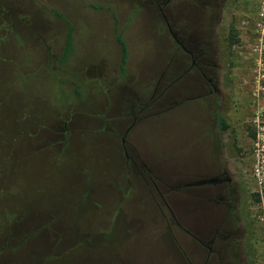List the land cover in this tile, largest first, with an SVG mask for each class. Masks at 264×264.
<instances>
[{
    "label": "rangeland",
    "instance_id": "obj_1",
    "mask_svg": "<svg viewBox=\"0 0 264 264\" xmlns=\"http://www.w3.org/2000/svg\"><path fill=\"white\" fill-rule=\"evenodd\" d=\"M225 1L0 0V264H204L191 187L175 186L224 159L243 189L240 262L264 264V0ZM167 22L201 37L217 92Z\"/></svg>",
    "mask_w": 264,
    "mask_h": 264
},
{
    "label": "flooded vegetation",
    "instance_id": "obj_2",
    "mask_svg": "<svg viewBox=\"0 0 264 264\" xmlns=\"http://www.w3.org/2000/svg\"><path fill=\"white\" fill-rule=\"evenodd\" d=\"M207 1L212 2V0ZM223 1L220 10L226 14L230 9V3ZM167 25L178 46L189 55L191 69L194 67L196 72L206 79L205 84L209 85L208 92H217L216 80L211 75H206L205 71L202 70V66L210 65V62L206 59L208 51L206 49L198 50L200 47L199 38L201 37L190 39L178 35L168 22ZM186 44L192 45V47H187ZM211 65L215 66L216 64L211 63ZM164 74L165 72L161 73L160 77H163ZM176 102L177 100L174 103ZM130 126L131 124L126 127V131ZM120 141L125 156H127L123 135L120 137ZM227 163L225 159L221 160L214 166H208L204 170L195 172L190 181L175 186V188L191 187V202L196 215L190 229H185V231L189 233L191 240L197 243L198 251L201 249L206 251L204 264L210 263V260L213 264H248L245 253L243 263L240 262L241 252L238 250L241 245H244L239 232L240 230L244 233L247 231L246 219L240 217L237 208L238 195L243 192V189L239 184L238 177H236V172L232 170L231 175L227 173ZM175 221L180 225L176 217ZM242 221L246 225L241 226ZM180 227L183 228L181 225Z\"/></svg>",
    "mask_w": 264,
    "mask_h": 264
},
{
    "label": "trees",
    "instance_id": "obj_3",
    "mask_svg": "<svg viewBox=\"0 0 264 264\" xmlns=\"http://www.w3.org/2000/svg\"><path fill=\"white\" fill-rule=\"evenodd\" d=\"M53 13L59 17L61 20H63L64 22H67V19L64 18L59 12L52 10ZM229 36V44L233 45L234 43H237L239 41L234 29L231 27L230 31L228 33ZM72 27L71 26H67L66 27V31H65V37H64V47L60 56V61L61 62H65L67 57L69 56L73 46H72ZM116 41L120 47V60H119V67L121 68V70L125 71V65H126V56H127V47H126V43L124 41V39L122 38L120 32L116 33ZM218 120H219V124H220V128L221 129H227L229 127V124L226 123L224 117L222 115H218ZM255 133L252 132V136H254ZM256 199H258L257 194H256Z\"/></svg>",
    "mask_w": 264,
    "mask_h": 264
},
{
    "label": "built area",
    "instance_id": "obj_4",
    "mask_svg": "<svg viewBox=\"0 0 264 264\" xmlns=\"http://www.w3.org/2000/svg\"><path fill=\"white\" fill-rule=\"evenodd\" d=\"M257 135H258V137H257L258 139L254 144L259 146V144L261 143V145H262L261 149H257L258 151L256 150L258 152V156H259L260 150H264V144H263L264 135L262 133H258ZM262 157H263V154H262ZM254 175L256 176V180H257V184H258V192L260 194L261 203L263 206L264 205V169H263L262 163L260 164L259 162H257L255 164ZM259 221L262 223L261 232L264 236V206H263L262 214L259 215Z\"/></svg>",
    "mask_w": 264,
    "mask_h": 264
}]
</instances>
